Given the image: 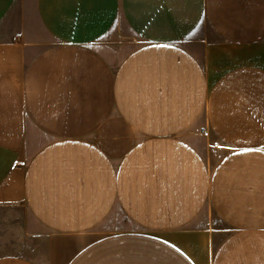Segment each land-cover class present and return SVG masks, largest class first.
Segmentation results:
<instances>
[{"label":"crops","instance_id":"crops-1","mask_svg":"<svg viewBox=\"0 0 264 264\" xmlns=\"http://www.w3.org/2000/svg\"><path fill=\"white\" fill-rule=\"evenodd\" d=\"M17 206L0 264H264V0H0Z\"/></svg>","mask_w":264,"mask_h":264},{"label":"rangeland","instance_id":"rangeland-1","mask_svg":"<svg viewBox=\"0 0 264 264\" xmlns=\"http://www.w3.org/2000/svg\"><path fill=\"white\" fill-rule=\"evenodd\" d=\"M125 39L129 41V45H123V53L133 47L132 36H127ZM123 42H125L124 38ZM199 134L208 137V132L204 129H201ZM35 229L36 225L31 224L30 217L22 206L0 208V255H23L31 261L43 263L44 231L41 234V242L38 237H35L37 233Z\"/></svg>","mask_w":264,"mask_h":264},{"label":"built area","instance_id":"built-area-1","mask_svg":"<svg viewBox=\"0 0 264 264\" xmlns=\"http://www.w3.org/2000/svg\"><path fill=\"white\" fill-rule=\"evenodd\" d=\"M212 147H217V144H216V143H213V144H212Z\"/></svg>","mask_w":264,"mask_h":264}]
</instances>
